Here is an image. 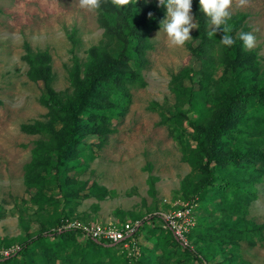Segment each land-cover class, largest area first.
Segmentation results:
<instances>
[{"label": "rangeland", "instance_id": "rangeland-1", "mask_svg": "<svg viewBox=\"0 0 264 264\" xmlns=\"http://www.w3.org/2000/svg\"><path fill=\"white\" fill-rule=\"evenodd\" d=\"M231 12V16L247 15L245 24L256 37V47L250 51L256 53L262 75L264 0H249L243 8L233 6ZM191 14L197 24L193 11ZM74 30L76 44L70 37ZM103 32L98 11L82 9L79 0H0V247H20L25 240L55 229L64 218L136 224L147 218V228L136 238L145 259L160 264H197L160 231L157 225L161 222L150 218L165 217L190 203L196 226L249 227L253 237L250 241L234 234L212 237L193 232L185 245L201 254L205 262L264 264V227L258 235L250 227L264 226V180L255 185L257 198L249 205L243 201L242 210L222 212L217 206L218 198L214 203L199 200L191 191L192 182L186 181L187 176L194 182L199 178L183 149L196 146L190 127L182 128L184 134L177 139L166 125L160 124L161 111L189 107L186 95L174 91L173 76L187 64L199 67L188 49L192 38L183 47H174L162 28L152 33L154 48L149 51V63L143 70L146 85L132 89L127 112L114 119L116 131L102 147L95 145L99 141L96 136L86 138L93 147L70 162L67 176L73 177L71 182L65 184L48 169L26 171L33 159L35 141L41 135L27 133L21 125L47 121L48 108L41 103L43 82L28 77L24 44L29 43L34 51L50 52L54 88L71 92L69 69L73 56L85 63L89 49L101 42ZM111 51L116 55L120 48L114 45ZM225 80L223 67H218L217 86H224ZM150 174L155 178L154 186L149 181ZM88 180L107 187L108 196L99 199L87 189L81 191L83 182ZM229 192L225 189V193ZM83 239L80 237V243L63 242L50 236L44 245L35 248L34 257L26 256V263L22 264H107L110 258L106 250L92 251ZM59 241L61 245L56 244ZM44 249L48 257L45 262L40 256ZM112 255L117 264H136L126 261L119 251Z\"/></svg>", "mask_w": 264, "mask_h": 264}, {"label": "trees", "instance_id": "trees-1", "mask_svg": "<svg viewBox=\"0 0 264 264\" xmlns=\"http://www.w3.org/2000/svg\"><path fill=\"white\" fill-rule=\"evenodd\" d=\"M158 5L159 0H133L129 5L117 7L111 0H101L97 11L99 23L104 28L103 39L89 49L85 63L76 55L73 56V65L69 69L71 92L66 90L62 93L54 88L50 52L34 51L29 43L24 44V59L29 65L28 77L35 82H43L45 92L41 103L48 108L47 121L21 125L23 131L41 135L35 141L33 159L26 165L27 172L48 169L67 184L73 180V177L67 176L70 162L85 154L86 148L93 147L86 138L96 136L99 141L95 145L102 147L116 131L113 121L127 112L132 89L146 85L143 70L149 63L148 53L154 48L151 35L162 28V22L167 17L166 5ZM192 11L197 28L188 43V49L199 67L187 64L173 76L174 91L186 95L189 107L187 110L179 107L174 111H161L160 124L166 125L177 139L184 134L182 128L187 126L191 129L196 146L183 149L189 156L193 171L199 176L196 182L190 176L186 178L193 184V195L206 203H214L218 198L217 206L222 212H235L242 210L243 201L249 205L257 198L255 185L264 180V73L260 75L261 67L256 53L246 50L239 39V33H249L250 30L245 24V13H237L227 21L226 26L231 28L228 34L235 43L226 47L220 41L225 35L222 30L225 25L209 38L210 18L200 10L199 0H192ZM149 13L152 15L149 16ZM70 37L76 44V30ZM114 45L120 48L116 55L111 51ZM254 59L256 62H253ZM218 67L224 69V86H217L215 81ZM177 78H181V81H177ZM149 181L154 186L152 174L149 175ZM86 189L99 199L109 194L107 187L95 181L92 184L89 180L84 181L80 190ZM225 189H230V192L225 193ZM150 218L161 222L157 225L160 231L164 235L168 234L172 242L183 248V252L194 258L197 264H216L205 262L204 257L183 244L171 228H165L161 215H152ZM67 221L69 219L64 218L55 229L25 240L16 253L8 258L0 257V264L26 263L25 257H34L35 248L44 245L42 243L50 236L60 238L63 242L70 240L80 243V231L74 228L61 229ZM147 222L146 218L137 225L133 239L136 240L147 228ZM250 227L258 235L264 226ZM247 228L236 225H195L187 236L191 238L193 232L200 231L205 236L234 234L252 241L253 237ZM83 241L85 245H91L92 251L105 249L110 258L107 264L118 263L112 255L117 251L126 261L136 264L161 263L145 259L143 251L138 257L131 256L122 244L103 240L97 242L90 237ZM56 244L61 245L60 241ZM45 253V249L40 253L44 262L48 261ZM224 263L229 264L226 260Z\"/></svg>", "mask_w": 264, "mask_h": 264}, {"label": "clouds", "instance_id": "clouds-1", "mask_svg": "<svg viewBox=\"0 0 264 264\" xmlns=\"http://www.w3.org/2000/svg\"><path fill=\"white\" fill-rule=\"evenodd\" d=\"M133 0H112L117 7L129 5ZM249 0H199L200 10L210 18L211 30L208 32L209 38L221 31V26L225 35L220 39L226 47L234 45L235 40L228 33L231 28L226 26L231 18V9L233 6L243 8L247 6ZM167 7V19L162 22V30L167 34L171 46L183 47L192 36V29L197 28L192 13V0H159L158 6ZM79 6L90 12L98 10L101 6V0H79ZM152 14L149 13V16ZM239 39L243 41L246 50H252L256 47V37L252 33L241 32Z\"/></svg>", "mask_w": 264, "mask_h": 264}, {"label": "built area", "instance_id": "built-area-1", "mask_svg": "<svg viewBox=\"0 0 264 264\" xmlns=\"http://www.w3.org/2000/svg\"><path fill=\"white\" fill-rule=\"evenodd\" d=\"M193 205L185 203L184 206L177 208L172 213L163 217L165 228H171L176 237L183 243L188 244L187 233L194 227ZM138 224L131 222L124 223H101L67 221L62 228H74L80 231L82 238H93L98 241H106L112 244H122L123 249L128 251L131 256L141 254L138 242L133 239ZM19 246L0 247V257L8 258L19 250Z\"/></svg>", "mask_w": 264, "mask_h": 264}, {"label": "water", "instance_id": "water-1", "mask_svg": "<svg viewBox=\"0 0 264 264\" xmlns=\"http://www.w3.org/2000/svg\"><path fill=\"white\" fill-rule=\"evenodd\" d=\"M97 242H98V240H97Z\"/></svg>", "mask_w": 264, "mask_h": 264}]
</instances>
